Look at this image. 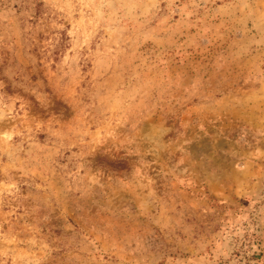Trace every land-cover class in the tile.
<instances>
[{"label":"rangeland","instance_id":"obj_1","mask_svg":"<svg viewBox=\"0 0 264 264\" xmlns=\"http://www.w3.org/2000/svg\"><path fill=\"white\" fill-rule=\"evenodd\" d=\"M0 264H264V0H0Z\"/></svg>","mask_w":264,"mask_h":264}]
</instances>
